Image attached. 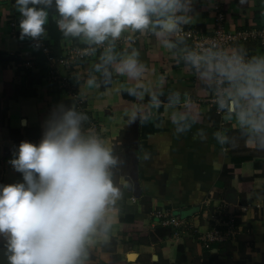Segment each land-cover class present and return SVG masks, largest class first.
I'll return each mask as SVG.
<instances>
[{"label":"crops","instance_id":"0c3cea01","mask_svg":"<svg viewBox=\"0 0 264 264\" xmlns=\"http://www.w3.org/2000/svg\"><path fill=\"white\" fill-rule=\"evenodd\" d=\"M183 5L173 17H183L174 30L164 32L160 21L166 17L153 16L147 28H128L106 40L133 36L132 46L99 51L69 68L59 63L68 46L95 44L63 33L55 0L35 6L48 13L38 38L51 46V62L34 47V38L21 39L15 0H0V186L25 183L10 161L22 141L39 144L47 122L61 111L83 115L85 134L88 123L95 124L117 161L110 170L122 192L116 219L108 238L89 246L86 264H264V133L241 123L235 105L221 108L213 101L215 77L201 75L204 67L187 59L195 53L193 43L176 35L184 29L213 36L219 11L227 30L263 27L264 0H183ZM239 51L247 62L264 58L257 43ZM133 53L143 66L136 77L117 71ZM51 70L69 80L70 90L51 79ZM240 104L247 108L248 102ZM180 127L185 130L177 132ZM222 201L232 211L246 208L241 234L206 250L195 230L208 229L206 205ZM157 212L195 229L176 233ZM6 250L8 236L0 233V251ZM8 260L2 256L0 264Z\"/></svg>","mask_w":264,"mask_h":264},{"label":"clouds","instance_id":"9594fccd","mask_svg":"<svg viewBox=\"0 0 264 264\" xmlns=\"http://www.w3.org/2000/svg\"><path fill=\"white\" fill-rule=\"evenodd\" d=\"M15 3L22 17L21 39L40 37L48 13L35 6L51 5L53 0ZM55 4L63 33L83 35L94 44L116 39L128 28L143 30L153 16L166 17L160 26L170 32L176 20L183 19H174L175 13L184 10L183 0H55ZM135 56L124 59L117 71L139 76L143 66ZM187 59L198 69L204 67L205 78L227 83L219 92L221 108L235 105L241 123L264 133V58L245 62L236 53L208 49L190 53ZM241 100L248 102L247 108ZM83 119L74 110L54 113L39 144L22 141L14 153L17 158L10 162L24 174L25 183L0 186V233L8 236L9 264H86L89 246L96 238H108L122 196L110 171L117 161L100 138L82 132Z\"/></svg>","mask_w":264,"mask_h":264},{"label":"built area","instance_id":"2783aa9c","mask_svg":"<svg viewBox=\"0 0 264 264\" xmlns=\"http://www.w3.org/2000/svg\"><path fill=\"white\" fill-rule=\"evenodd\" d=\"M225 20V16L219 11L215 17V30L211 37H206L199 31L184 29H178L176 35L191 41L194 45V51L197 54H203L205 50L211 49L213 52L226 53L229 56L236 53L247 62V55L239 51L241 45L257 43L264 50V26L249 29L227 30ZM135 43L136 37L132 36L120 38L116 41H104L102 44L90 45L88 47L68 46L60 57L59 63L73 68L79 65V61L84 62L90 60L99 51H110L114 46L123 47L126 45L130 47ZM33 45L39 50V53L46 61H53L51 46L48 45L46 41L41 38H34ZM50 75L51 79L57 81L60 88L70 90L71 85L68 79L58 76L55 70H51ZM214 84L217 87V91L213 101H218L219 92L227 83H220L215 78ZM87 126L89 134H94L100 138L98 128L95 124L89 122ZM210 204L206 205L209 208L206 219L209 221V223L206 224L208 229L201 232L198 229L195 230V232L198 233L197 239L206 250H210L216 244L234 241L241 234L240 214L243 210H246V208H244L241 209L240 212L232 211L230 204L226 201H222L215 205ZM154 216L158 219H163V225L176 230V233H178V229L184 227L194 228L189 222L167 213L157 212Z\"/></svg>","mask_w":264,"mask_h":264},{"label":"water","instance_id":"95a60500","mask_svg":"<svg viewBox=\"0 0 264 264\" xmlns=\"http://www.w3.org/2000/svg\"><path fill=\"white\" fill-rule=\"evenodd\" d=\"M10 254H11V253L9 252V250H6V251H0V258H1L2 256H5V257H8V258H9ZM4 264H9V260H8L7 263H4Z\"/></svg>","mask_w":264,"mask_h":264}]
</instances>
